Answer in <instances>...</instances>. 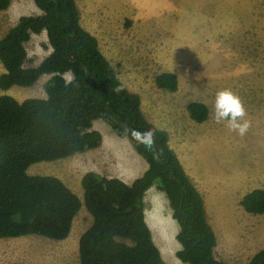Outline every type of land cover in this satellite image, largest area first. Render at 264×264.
<instances>
[{
  "label": "trees",
  "instance_id": "16d2710c",
  "mask_svg": "<svg viewBox=\"0 0 264 264\" xmlns=\"http://www.w3.org/2000/svg\"><path fill=\"white\" fill-rule=\"evenodd\" d=\"M42 11L22 15L0 38V89L31 86L43 75L44 98L21 101L0 95V238L27 234L52 239L68 236L83 205L92 223L80 235L78 264H166L144 219V195L155 186L163 191L179 225L175 256L187 264H226L216 259V236L208 223L204 202L184 172L166 131L148 122L140 96L130 92L98 48L96 38L79 24L75 0H33ZM11 0H0V11ZM1 25V21H0ZM46 32L52 51L36 66L26 67L25 43L32 33ZM72 78L67 80L65 72ZM158 88L173 92V72L155 76ZM191 119L202 122L208 107L187 104ZM101 119L119 137H128L147 161V170L127 184L116 177L87 172L81 178L83 198L54 175L29 174L36 162L54 161L101 145L92 128ZM151 131L149 147L142 140ZM244 210L264 212V189L246 193ZM5 264H33L10 262ZM247 264H264V247Z\"/></svg>",
  "mask_w": 264,
  "mask_h": 264
},
{
  "label": "rangeland",
  "instance_id": "374dc122",
  "mask_svg": "<svg viewBox=\"0 0 264 264\" xmlns=\"http://www.w3.org/2000/svg\"><path fill=\"white\" fill-rule=\"evenodd\" d=\"M107 1L110 0H76V4L83 16L91 17L95 10L104 8ZM113 1L122 10L128 9L140 18L148 12L146 30L139 37L147 38L158 52L145 54L127 48L112 54L118 79L127 89L141 94L140 106L145 119L156 123L162 130L180 131L183 138L180 145L185 147L190 159L194 157V168L202 171L201 176L205 169L210 172L213 179L208 184L217 192L239 195L254 188L264 189V14L263 20H258L260 17L256 15L255 30L247 29L250 23L237 20L246 9L242 1L223 0L222 14L215 16L217 24L208 28L205 23L212 22L213 14L205 11L216 5L209 0H168L163 5L165 12L156 9L161 0ZM199 5L202 12H196ZM40 13L42 11L33 0H11L8 8L0 12V38L20 16ZM242 29L245 31H240ZM160 46L165 47V53ZM25 47L26 67L38 65L52 51L44 30L33 34ZM113 47L115 44L110 46ZM3 71L0 62V74ZM161 72L176 74L178 87L175 92L154 88L155 76ZM48 77L43 75L31 86L14 85L6 92L19 101L28 97L44 98L43 81ZM69 77L72 78L71 72L65 73L67 80ZM223 88L239 96L244 105L245 119L250 127L243 136L223 126L225 121L217 123L214 119L215 93ZM3 92L0 89V95ZM191 101L202 102L208 107L205 121L197 122L189 117L186 107ZM103 144L108 145L107 142ZM104 158V154L97 151L88 159L84 154L75 153L54 161L33 163L28 173L54 175L81 197V178L89 168H96L101 175H111L105 170L108 164L103 163ZM215 211L218 213L213 216L219 222L217 232L219 230V237L223 240L221 254L228 258L223 261L236 264L235 256H238L241 258L237 264H245L258 247L252 242L254 235L256 238L259 235L256 229L264 226V212H245L241 205L232 215L222 216V208H215ZM88 214L84 215V223L89 219ZM226 217L230 218L226 220ZM208 219H211L210 215ZM72 227V232L79 234L85 226ZM172 240L174 247L170 251L175 256L174 248L181 249V245L176 239ZM64 247L57 239L38 234L0 238V264H58L65 259Z\"/></svg>",
  "mask_w": 264,
  "mask_h": 264
},
{
  "label": "crops",
  "instance_id": "0c3cea01",
  "mask_svg": "<svg viewBox=\"0 0 264 264\" xmlns=\"http://www.w3.org/2000/svg\"><path fill=\"white\" fill-rule=\"evenodd\" d=\"M161 1L162 2L156 7V9L160 12H165L166 9L164 8L163 5L165 2H169V1L168 0H161ZM228 1L240 2V0H228ZM241 1L246 9L241 16L239 14L240 18L237 20L241 22L250 23L249 24L250 27L247 29L255 30L256 29V15L260 17L258 20H263L262 17L264 14V0H241ZM209 2H214L216 3V5L212 9H206V11L202 9L205 12H210L213 14L212 22L205 23V24H208V28H210V26L213 24H217V21H214L215 16L217 13L221 15L222 10H223V0H209ZM115 4L116 3L113 0L107 1V5L100 10H95L94 14L91 17L83 16L80 8L76 4L78 13H79L80 26L96 38L99 50L105 56V58L109 61V63L113 66L112 54H118L120 51L127 49V48L128 49L130 48V51H133V52H141L145 54L146 53L156 54L158 52L157 49L151 46V43L148 40H146L147 38L139 37V34L142 31L146 30L145 24L148 21V12L144 14L143 18H140V16L136 15L135 13H132L128 9L122 10V8L118 7ZM200 8L201 6L199 5L196 12H202ZM110 11H113V12L111 13ZM86 19H91V20L87 21ZM81 20H84V21L81 22ZM224 27H225L224 30H226L225 25ZM230 28H231V25H229L228 29ZM0 29H1V25H0ZM240 31L243 32L245 31V29H242ZM33 34H37V33H32L30 35V39L32 38ZM140 40H142V42H140ZM113 44H115L116 47L110 48V46ZM163 48L164 50L162 52L165 53V47L160 46V49H163ZM67 72H70V71H67ZM42 76L37 80V82L42 78ZM48 78H46L43 82L45 83L46 80H48ZM153 85L156 90L162 91V89L156 86L155 82ZM3 91L4 92L2 94L11 95L10 93L6 92V90H3ZM129 91L137 93L140 96V104H141L142 102L141 94L136 90H129ZM173 92H170V93H173ZM167 93H169V91ZM154 94H156V92H154ZM149 122L159 129L162 128V127H158L156 123L154 122H151V121ZM223 126H226V123H224ZM92 128L100 132L102 136L101 145L95 148L88 149L84 152H80L78 154L79 155L84 154V156L88 159V156L93 155L96 151L103 153L105 156L104 158L105 160L103 161V163L108 164L107 166H105V170L110 172L111 174V175L105 174L104 176L109 175L108 177H116L122 180L123 182L130 184L134 179L140 177L147 170L148 168L147 161L136 151L132 142L127 137H119L118 135H116L112 131V129H110L101 119L94 120ZM164 131H166L168 134V144L174 150L184 172L186 173L187 177L189 178L191 183L194 185V187L202 195L203 202H204V208H205L206 215H207V220L209 224L211 225L215 233V236H216V245L213 249V255L216 259L227 261L228 258H224L221 254V246L223 244V240L220 239L219 237V233H218L219 230L217 232L216 226H219L218 225L219 222L215 221L213 214L218 213L217 211H215V208L217 209L222 208L224 210V214H222V216L223 215L227 216L230 214L232 215V213L236 214L237 213L236 210L241 205V200L243 196L247 192H250V191L241 193L239 195L235 193H225L224 194V193L217 192L215 190V187L211 188L210 185L208 184V181L213 179V177L209 175L210 172H208L206 169L205 171H203V175L201 176L200 174L202 171L199 172L197 171V169L194 168V157H193V160L190 159L189 154L187 153V150L185 149V147H182V145H180L181 143H183V138L181 137L180 131H175V129L171 131L164 129ZM104 133L106 134V136H104ZM103 142H107L108 145H104ZM30 167L31 166H29L28 169ZM87 172H96L100 174L99 173L100 171L94 167L89 168L87 171H85V173ZM78 197L82 199L83 195L81 197L78 195ZM232 198H235V199H232ZM144 204H145L144 219L148 227L151 230L152 239L155 245L158 247L165 263L166 264L184 263V262H181L174 255H172L171 254L172 251H170L171 248L174 247L173 246L174 242L172 239H176V234L179 231V225L171 215L172 210L169 206L168 200L164 192L157 189L154 185L151 186L145 192ZM84 211H86V208L82 205L79 211L77 212V214L75 215L73 222H72V226H85L84 228L80 229L79 234H74L72 232L73 227H71V230L67 237L63 239H57L58 242H60L63 246H65L64 251L66 252L65 259H62V261L58 264H78L79 263V253H78L79 237L92 223L91 215H89L87 211L86 212ZM80 213H82V215ZM85 213H87L89 217L86 223H84ZM209 215L211 216L210 220L208 219ZM228 218L230 217H226V220ZM75 220H77L76 224H74ZM221 221H222V218H221ZM256 232H258L259 235L257 238H256V235H254L255 237H253L252 244L258 245V247H256V251L252 253L249 256V258H251L258 250L264 247V226H260V228H257ZM177 249L179 248L175 247L174 252H176ZM238 253H242V252L238 251ZM238 258H241V257L235 256L236 264L237 262H239ZM69 260H73L74 263L73 262L69 263L70 262ZM247 263L248 262H245V264Z\"/></svg>",
  "mask_w": 264,
  "mask_h": 264
},
{
  "label": "clouds",
  "instance_id": "9594fccd",
  "mask_svg": "<svg viewBox=\"0 0 264 264\" xmlns=\"http://www.w3.org/2000/svg\"><path fill=\"white\" fill-rule=\"evenodd\" d=\"M70 79L71 77H69ZM245 117L246 110L239 96L227 88L216 91L214 99V119L217 123L225 121L226 126L231 131H235L243 136L250 127V123ZM152 135L151 131H149L144 134L146 139L142 140L149 147L153 143Z\"/></svg>",
  "mask_w": 264,
  "mask_h": 264
}]
</instances>
